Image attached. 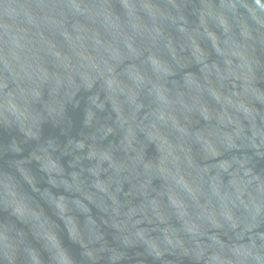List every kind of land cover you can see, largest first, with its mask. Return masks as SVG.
<instances>
[{
  "label": "water",
  "instance_id": "water-1",
  "mask_svg": "<svg viewBox=\"0 0 264 264\" xmlns=\"http://www.w3.org/2000/svg\"><path fill=\"white\" fill-rule=\"evenodd\" d=\"M0 264H264V0H0Z\"/></svg>",
  "mask_w": 264,
  "mask_h": 264
}]
</instances>
